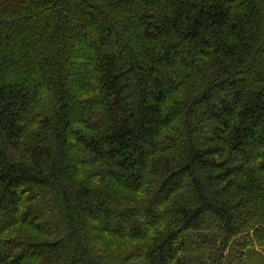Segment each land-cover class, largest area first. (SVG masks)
Instances as JSON below:
<instances>
[{
  "label": "trees",
  "instance_id": "trees-1",
  "mask_svg": "<svg viewBox=\"0 0 264 264\" xmlns=\"http://www.w3.org/2000/svg\"><path fill=\"white\" fill-rule=\"evenodd\" d=\"M0 264H264V0H0Z\"/></svg>",
  "mask_w": 264,
  "mask_h": 264
},
{
  "label": "rangeland",
  "instance_id": "rangeland-1",
  "mask_svg": "<svg viewBox=\"0 0 264 264\" xmlns=\"http://www.w3.org/2000/svg\"><path fill=\"white\" fill-rule=\"evenodd\" d=\"M83 108H85V106Z\"/></svg>",
  "mask_w": 264,
  "mask_h": 264
}]
</instances>
